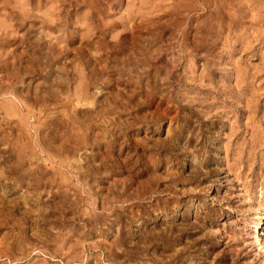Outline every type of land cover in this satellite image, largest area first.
Wrapping results in <instances>:
<instances>
[{
  "label": "rangeland",
  "instance_id": "374dc122",
  "mask_svg": "<svg viewBox=\"0 0 264 264\" xmlns=\"http://www.w3.org/2000/svg\"><path fill=\"white\" fill-rule=\"evenodd\" d=\"M0 264H264V0H0Z\"/></svg>",
  "mask_w": 264,
  "mask_h": 264
}]
</instances>
